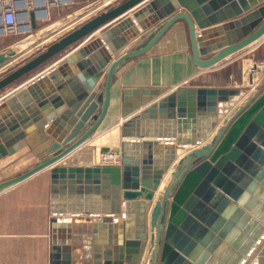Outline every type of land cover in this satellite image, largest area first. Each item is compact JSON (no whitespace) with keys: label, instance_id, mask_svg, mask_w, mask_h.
<instances>
[{"label":"water","instance_id":"water-1","mask_svg":"<svg viewBox=\"0 0 264 264\" xmlns=\"http://www.w3.org/2000/svg\"><path fill=\"white\" fill-rule=\"evenodd\" d=\"M145 1L125 0L101 12L0 75L2 91L75 46L56 69L0 103V161L25 147L36 157L22 174L0 182V193L49 169V264H72L73 219L82 215L93 219L92 264H141L144 251L147 264H242L253 256L264 264V85L255 91L178 87L153 103L167 90L127 89L122 140L118 147L101 148L118 154L119 164L55 165L101 127L118 70L150 52L170 30L186 35L200 69L264 37V0L244 11L233 6L230 14L228 8L210 13L215 0L140 5ZM29 17L34 28V15ZM6 61L0 55V66ZM60 73L64 79H57ZM49 81L59 96L42 93ZM140 93L146 103L132 109L128 102L138 106ZM243 94L244 102L231 107Z\"/></svg>","mask_w":264,"mask_h":264},{"label":"crops","instance_id":"crops-1","mask_svg":"<svg viewBox=\"0 0 264 264\" xmlns=\"http://www.w3.org/2000/svg\"><path fill=\"white\" fill-rule=\"evenodd\" d=\"M146 1L140 5H143ZM215 1L218 6L216 10L211 11L210 13H216L217 11H222L225 8H228L227 13L230 14L235 13V7H237L238 10L248 7L251 8L252 3L256 0ZM94 4L95 0H0L1 7L11 6L12 9L15 10L18 22L17 29L14 33L4 35L1 29L2 25L0 17V55H6L7 57V61L0 66V75L4 71L11 72L24 65L40 53L44 52L48 46L73 31L71 30L73 26L80 22L79 15L84 12L88 13L90 8L91 10L93 9ZM136 9L138 8H135L134 11ZM132 12L133 10H130L124 14V16H119L116 21L112 20L114 22L104 24L96 30L94 34L83 40L80 43V46H83L95 37H98L103 31L124 17L131 15ZM30 13L34 15V28L31 26L29 17ZM93 17L95 16L88 19H81L82 21L80 25H83ZM80 25L76 26V28ZM134 28L137 29L138 25L135 24ZM27 41H29L27 47L26 45L23 46L22 44ZM262 44H264V37L252 43L247 48H244L222 60L221 62L223 63L219 62L214 67L209 69H200L193 63L186 35H183L182 37L179 35L178 31L170 30V32L166 34V36H164V38L160 40L150 52L130 60L124 67L118 70L112 85L110 108L101 127L88 142L70 153L55 165H64L66 161L70 159L73 160L72 164L74 166L94 165L92 163L94 160L93 154L95 152L93 149L86 146L89 142H92V140L97 139L100 136L102 137V134L104 133L103 129L112 128V126L117 127V135H119L120 127L124 122V119L122 118V97L124 91L127 89L174 90L178 87L254 88L256 85V77L258 76L260 80L261 74H264V70H260L257 73L258 75H256L254 56L243 62V67L246 66L248 72L245 74V83L243 78V84L241 86H217L215 84L207 85L205 82L201 81L199 77L215 69L229 66L232 62L234 63V61L244 57L250 48L257 45L260 46ZM100 46L101 49L104 47V44H101ZM74 48L75 46L68 48L63 53L57 55L50 61L28 73L20 80L0 91V103L9 97L11 93L19 91L20 89H25L40 76L56 69L59 62L65 59V57L72 50H74ZM248 63H250L249 66ZM70 71L76 78L77 76L75 73L71 69L68 72ZM68 76L69 74H67V77ZM57 79H64L61 73L58 75ZM41 90L42 93L46 94V96L52 94H57V96H59L56 86L52 81L45 84ZM68 91L69 93L75 95V92L72 89ZM167 95H169V93L163 95L160 99L153 100L150 103L160 101ZM51 106L53 107L52 104ZM21 107L23 108V105ZM8 109L11 111L9 107ZM129 117L130 115L126 117V119ZM115 137L116 135L110 138L113 139ZM30 142L36 145L35 143L37 141L35 138L32 140L30 138ZM37 143L40 145L41 142L38 141ZM103 147L107 146H101L99 150L100 153L101 148ZM83 152L85 153L84 155H82ZM81 156L83 157V160L81 159ZM35 162L36 157L34 156L32 149L25 147L16 154L1 160L0 172L3 175H10L4 178V180H7L22 174ZM50 195L49 169L43 170L29 179L0 193V264H49V220L51 217ZM99 205H103L101 204V200ZM82 219L92 221V218L86 215L73 219L72 264H75L76 259H74V257L77 256L76 252H79V256L82 257L80 258L82 261L86 264H92L87 246L89 245V242L83 240V235H88V241H90V229L89 231L85 229V232H82L81 236L79 235L83 243H79L77 241L78 244H76V240L78 239L75 234V223H78V221H81ZM75 220H77V222H75ZM86 255L88 256L85 257Z\"/></svg>","mask_w":264,"mask_h":264},{"label":"rangeland","instance_id":"rangeland-1","mask_svg":"<svg viewBox=\"0 0 264 264\" xmlns=\"http://www.w3.org/2000/svg\"><path fill=\"white\" fill-rule=\"evenodd\" d=\"M102 1H104V0H95L94 5L101 3ZM123 1H125V0H120L118 2L112 3L111 6L109 5V7L104 8L101 12H104V11L118 5L119 3L123 2ZM101 12L96 11L94 16L99 15ZM80 23L81 22H78L75 26H73V28L71 30H74V28H76V26L80 25ZM2 39H5V38H2ZM253 56H254V62H255V67H256V75H258L257 73L260 70H264V44H262L260 46L257 45L255 47L250 48V50L247 52V54L244 57L234 61V63L232 62V64H229V66H224V68H218V69H215L209 73L203 74L201 77H199V79L201 81L205 82L207 85L208 84H215L217 86H222V85L223 86L224 85H232L235 87L241 86L243 84V78H244V83H245V78H246L245 74L248 72L246 66L243 67V62L246 61L247 59H249L250 57L252 58ZM221 63H223V62H221ZM249 65H250V63H248V66ZM255 82H256L255 87L250 88L249 89L250 91L257 89V88L261 87L262 85H264V74H261L260 80H259V77L257 76ZM172 92H173V89H168L162 95L159 94L158 97H156V99H160L161 97H163V95H166L168 93L170 94ZM137 99H139L140 102L137 103L138 106H136V107L133 104H131L130 102H128V104L130 105V107L132 109L133 108H139V107L142 108V106L146 103V102H141L143 99L141 93L137 96ZM135 112L137 113V112H139V110L135 111ZM123 121H125V119ZM103 131H104V133L102 134V137L100 136L101 138L99 137L97 139L92 140V142H89L86 146L88 148L93 149V151L95 152L93 154L94 155V158H93L94 159L93 160L94 165L95 164L101 165V163H100V156L101 155H100V151H99L101 146H107V147L118 146L120 141L122 140L121 127H120L119 135H117L118 134L117 127H114V126H112V128L110 127V128L103 129ZM114 134L116 135V137L111 139L110 137L115 136ZM84 154L85 153L83 152L82 155H84ZM87 155H88V153H87ZM81 159L83 160L82 156H81ZM80 163H82V162H80ZM8 176H10V175H8V174L3 175L0 172V181H3L4 178L8 177ZM75 222H77V220H75ZM87 222H89V221L82 219L81 221H78V223H75V225H76V228H75L76 233L75 234H76V238L78 239V240H76V244H78L77 241L79 243H83L80 236H81L82 232H85V229L88 230L89 227H87V225L89 223H87ZM76 254H77V256L74 257V259H76L75 264H86L84 261H82L80 259L82 257L79 256V252H76ZM87 263H88V261H87Z\"/></svg>","mask_w":264,"mask_h":264},{"label":"bare ground","instance_id":"bare-ground-1","mask_svg":"<svg viewBox=\"0 0 264 264\" xmlns=\"http://www.w3.org/2000/svg\"><path fill=\"white\" fill-rule=\"evenodd\" d=\"M118 1H120V0H104V1H102L101 3H98V4H96V5H94L95 7H93V9L91 10V8L89 9V12L88 13H81L80 15H79V18H80V22L82 21L81 19H88L89 17H92V16H94L95 15V13H96V11L97 12H101L104 8H106V7H109V5L111 6L112 5V3H115V2H118ZM29 43V41H27V42H24V44H22L23 46H25L26 45V47H27V44ZM3 71V70H2ZM1 72V71H0ZM252 90V89H251ZM253 91H255V89L253 90ZM247 95L248 94H243V95H241L240 96V100L238 101V102H236V100L235 99H233L232 101H230V105H232L231 107H237L238 105H240L242 102H244V100H245V98L247 97ZM10 97V96H9ZM8 98V97H7ZM6 98V99H7ZM85 144V143H84ZM83 146V145H82ZM78 149V148H77ZM188 149H190V147L188 148L187 147V150ZM72 153V152H71ZM111 154L112 153H110V152H107V153H100V155L103 157V156H111ZM178 154L179 155H182V152L181 151H178ZM68 156V155H67ZM101 157V158H102ZM58 163V162H57ZM56 163V164H57ZM68 163H73V160L72 159H70V160H68V161H66V163L64 164V165H67ZM93 164V163H92ZM169 176H170V171H169V173H167L165 176H164V179H163V181H162V186L159 188L160 189V191L162 190V188L165 186V184L167 183V181H168V179H169ZM93 220V219H92ZM85 222V221H84ZM91 224H92V221H89V224H88V231H89V229H90V231H91ZM84 236V237H83ZM82 237H83V240L84 241H87V242H89L88 241V239H89V237H88V235H83ZM91 237V236H90ZM91 239V238H90ZM88 246V245H87ZM88 255H86L85 257H87ZM147 260H148V257H147V251H144V253L142 254V261H141V264H147ZM242 264H256V258H255V256H253L252 258H250V259H248L247 261H245V262H243Z\"/></svg>","mask_w":264,"mask_h":264},{"label":"built area","instance_id":"built-area-1","mask_svg":"<svg viewBox=\"0 0 264 264\" xmlns=\"http://www.w3.org/2000/svg\"><path fill=\"white\" fill-rule=\"evenodd\" d=\"M0 12H1V29L4 35L12 34L16 31L18 22H17V15L15 10L12 9L11 6H3L0 5ZM107 153V152H106ZM111 156H100V163L101 165H118L119 164V155L113 152ZM105 154V153H104ZM102 157V158H101Z\"/></svg>","mask_w":264,"mask_h":264}]
</instances>
